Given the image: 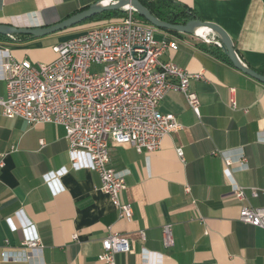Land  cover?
<instances>
[{
  "label": "crops",
  "instance_id": "obj_1",
  "mask_svg": "<svg viewBox=\"0 0 264 264\" xmlns=\"http://www.w3.org/2000/svg\"><path fill=\"white\" fill-rule=\"evenodd\" d=\"M99 1L113 0H0V23L47 27ZM174 1L223 27L248 67L257 71L264 66V0ZM85 26L41 39L0 38V50H9L19 61L50 63L62 37L77 35ZM155 34L159 43L178 46L167 49L162 62L204 76L190 84L201 106L197 115L184 94L170 91L159 109L175 115L182 128L165 136L158 151L138 153L130 145H110L111 168L130 172L121 200L131 204L132 221L119 218L97 173L72 169L63 127L27 126L0 117V264H105L99 255L110 230L131 242L130 253L116 255L117 264H141L144 249L163 254L165 264H264V230L239 220L241 207H264V85L215 56L221 47L213 44L212 34H205L210 40L205 44L191 35ZM4 96L6 83L0 76ZM64 167L69 172L59 179L62 190L57 191L45 176ZM232 182L246 189L244 201L235 198ZM253 188L259 191L256 198ZM18 212L34 227L42 247L29 262H5L4 250L16 251L24 241ZM167 224L174 233L170 248L162 242Z\"/></svg>",
  "mask_w": 264,
  "mask_h": 264
},
{
  "label": "built area",
  "instance_id": "obj_2",
  "mask_svg": "<svg viewBox=\"0 0 264 264\" xmlns=\"http://www.w3.org/2000/svg\"><path fill=\"white\" fill-rule=\"evenodd\" d=\"M124 11L125 16L91 25L54 47L57 57L50 63L19 61L9 50H0V76L6 83L0 117L19 119L27 126L63 127L72 169L97 173L101 190L109 196L119 218L130 222L133 208L121 200L130 172L111 168L110 145H130L138 153L158 151L165 136L182 128L175 115L160 111L161 101L170 91L182 93L199 115L201 102L190 84L204 76L191 74L171 61L162 62V54L178 46L159 43L154 27L140 21L133 9ZM232 106L236 107L234 99ZM178 154L182 157L181 149ZM68 172L64 167L46 175L45 180L61 191L59 179ZM231 185L235 198L244 201L246 189ZM251 195L258 197V189H251ZM16 218L24 241L16 251L5 249L3 260L29 262L31 253L42 247L41 240L23 213L18 212ZM198 220L203 222L201 217ZM239 220L264 230V207H241ZM8 222L16 231L12 219ZM140 239L145 241V232L140 233ZM162 242L166 248L174 246L171 224L162 228ZM131 250L128 237L110 230L102 240L99 261L117 264L116 255ZM141 264H165V256L144 249Z\"/></svg>",
  "mask_w": 264,
  "mask_h": 264
},
{
  "label": "water",
  "instance_id": "obj_3",
  "mask_svg": "<svg viewBox=\"0 0 264 264\" xmlns=\"http://www.w3.org/2000/svg\"><path fill=\"white\" fill-rule=\"evenodd\" d=\"M126 8L133 9L137 15L143 18L149 25L161 31L197 36L198 29H209L210 34L216 38V41L213 42V44L218 45V43H220L221 49L228 57L232 65L243 74L264 85V76L242 62L239 55L237 54V50L231 36L223 27L216 23L203 21L201 19H193L188 21L186 24L167 23L155 17L142 4L141 0H113L111 3L99 1L87 9H84L54 25L47 27L20 28L12 24L0 23V36H29L34 39H41L80 26L88 20L105 12L125 10Z\"/></svg>",
  "mask_w": 264,
  "mask_h": 264
},
{
  "label": "trees",
  "instance_id": "obj_4",
  "mask_svg": "<svg viewBox=\"0 0 264 264\" xmlns=\"http://www.w3.org/2000/svg\"><path fill=\"white\" fill-rule=\"evenodd\" d=\"M141 2L155 17L167 23L186 24L188 21H191L193 19H199V17L195 13H193L191 9L175 2L174 0H141ZM125 15L126 12L124 10L109 11L90 19L83 24L95 22V21H101V20H109L112 18H119ZM136 16L140 21L148 24L143 18H141L137 14ZM15 37L31 39V37L29 36H15ZM0 38H5V37L0 36ZM213 54L219 58L224 59L228 63L232 64L228 59V57L225 55V53L222 51V49H217L216 51H214ZM257 72L264 76V66L261 67L259 70H257Z\"/></svg>",
  "mask_w": 264,
  "mask_h": 264
},
{
  "label": "rangeland",
  "instance_id": "obj_5",
  "mask_svg": "<svg viewBox=\"0 0 264 264\" xmlns=\"http://www.w3.org/2000/svg\"><path fill=\"white\" fill-rule=\"evenodd\" d=\"M110 20V19H109ZM104 21H106V20H101V21H95V22H90V23H86V24H83V25H86L85 27H90L91 25H95V24H100V23H102V22H104ZM155 31H159L158 29H155ZM208 34L209 35V33L208 32H204V33H199L197 36H194V38H196V40H198L200 43H207V42H209L210 40H205L207 37L205 36V34ZM74 36H76V35H66V36H64V37H62V39H61V41H65V40H67V39H69V38H71V37H74ZM155 38L156 39H158V35H156L155 34ZM203 38V39H202ZM37 62V61H36ZM40 63H43V62H40ZM99 70V68H94V71H98Z\"/></svg>",
  "mask_w": 264,
  "mask_h": 264
},
{
  "label": "bare ground",
  "instance_id": "obj_6",
  "mask_svg": "<svg viewBox=\"0 0 264 264\" xmlns=\"http://www.w3.org/2000/svg\"><path fill=\"white\" fill-rule=\"evenodd\" d=\"M204 33V32H208L209 34H210V31H209V29H207V28H202V29H198L197 30V35L199 34V33Z\"/></svg>",
  "mask_w": 264,
  "mask_h": 264
}]
</instances>
